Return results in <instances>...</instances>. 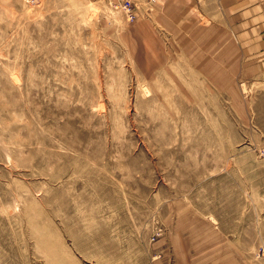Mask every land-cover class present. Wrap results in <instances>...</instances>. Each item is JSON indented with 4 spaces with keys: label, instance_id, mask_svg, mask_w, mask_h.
Masks as SVG:
<instances>
[{
    "label": "rangeland",
    "instance_id": "374dc122",
    "mask_svg": "<svg viewBox=\"0 0 264 264\" xmlns=\"http://www.w3.org/2000/svg\"><path fill=\"white\" fill-rule=\"evenodd\" d=\"M0 0V264H264V0Z\"/></svg>",
    "mask_w": 264,
    "mask_h": 264
},
{
    "label": "built area",
    "instance_id": "2783aa9c",
    "mask_svg": "<svg viewBox=\"0 0 264 264\" xmlns=\"http://www.w3.org/2000/svg\"><path fill=\"white\" fill-rule=\"evenodd\" d=\"M138 0H108L110 6L123 13L125 19L129 23L135 22L137 19V2ZM148 4H154L156 0H144Z\"/></svg>",
    "mask_w": 264,
    "mask_h": 264
}]
</instances>
